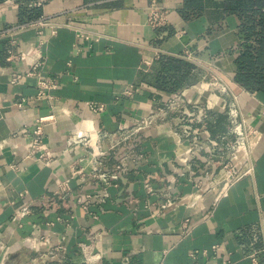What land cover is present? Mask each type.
Returning <instances> with one entry per match:
<instances>
[{
	"label": "crops",
	"instance_id": "0c3cea01",
	"mask_svg": "<svg viewBox=\"0 0 264 264\" xmlns=\"http://www.w3.org/2000/svg\"><path fill=\"white\" fill-rule=\"evenodd\" d=\"M187 1L45 0L42 13L52 26L16 36L14 50L22 60L8 62L10 39L0 42V233L11 248L8 264H253L252 255L264 264V93L247 91L234 80L240 17L225 10V0ZM152 4L167 11L166 26H149ZM18 23L20 6L1 3L0 31ZM68 23L91 38L81 42L84 50L77 56H72L77 32L64 26ZM42 41L41 53L27 54ZM187 51L197 58L196 64L183 58ZM144 58L153 62L148 69H143ZM31 63L41 64L43 76L58 79L53 100L37 98L36 77L11 84L12 74L27 71ZM169 63L176 68L166 70ZM212 76L239 95L244 116L258 132L254 172L222 198L213 190L205 191L199 205L190 210L185 199L206 186L208 176L223 174L210 157L209 145L226 131L229 98L209 87L205 78ZM131 85L140 90L117 100ZM172 88L184 91L191 109L207 111L204 123L191 127L172 118L164 128L148 130L136 142L143 159L109 189L104 205L92 202L86 211L77 203V196L100 190L91 180L82 184L72 179V196L65 201L55 198V176L70 177L69 167L81 154L79 149L66 152L70 134L92 125L109 132L120 124L131 126L133 120L153 113L156 102ZM22 99L27 102L21 108ZM90 102L107 108L95 115ZM51 115L55 121L45 128V144L55 156L53 163L23 162L31 139L21 130L32 131L39 118ZM169 127L182 138L181 144ZM193 128L199 135L191 136ZM192 142L203 146L193 156ZM184 158L193 169L181 176ZM14 163L19 172L10 168ZM148 185L154 194H149ZM25 191L28 196L20 200ZM31 200L39 204L23 226L12 224L14 210ZM169 200L185 201L169 207ZM189 216L196 226L182 238L173 225ZM44 239L48 242L43 244ZM60 245L64 250L57 251ZM214 246L222 249L215 251ZM95 255L102 259L92 262Z\"/></svg>",
	"mask_w": 264,
	"mask_h": 264
},
{
	"label": "built area",
	"instance_id": "2783aa9c",
	"mask_svg": "<svg viewBox=\"0 0 264 264\" xmlns=\"http://www.w3.org/2000/svg\"><path fill=\"white\" fill-rule=\"evenodd\" d=\"M5 3H12L19 5L15 0H7ZM45 0H34L28 4L29 8H42ZM20 6V5H19ZM169 23L168 13L164 8L152 4L148 12V24L153 29H158L166 26ZM52 26V23L47 17L42 15L39 19L27 22L18 23L10 28L0 31V42L5 39H10V48L8 49L7 61L10 63L22 60L23 56L16 53L14 48L17 45L16 36L20 33L31 29H44ZM65 27L76 30L78 43L74 45L72 56L80 54L84 47L81 46L82 41H90V36L81 28L76 27L74 23H68ZM40 34H43L40 31ZM45 42H41L37 46H31L26 52L27 54L41 53V47ZM29 52V53H28ZM28 56V55H26ZM160 57L157 56L156 60ZM184 59L196 64L197 58L189 51L183 56ZM71 61L69 66H71ZM153 62L147 58L143 60V69H148L152 66ZM40 63H31L29 68L24 72H14L11 76V84L18 85L22 82L24 77H36L38 94L37 98L40 100H53L51 92L60 87L58 79L51 76H43L40 72ZM210 88L217 90L221 95L229 98L226 106V131L217 134L213 138V144L209 145V154L212 160H216L222 168L223 174L217 177L212 174L206 186H199L196 192L186 198V206L190 210L196 208L205 191H215L217 198H222L228 194L230 189L239 182L242 178L252 175L254 167L252 165V154L258 145V132L249 123V120L244 116L243 110L239 103V95L236 94L230 86L225 84L219 77L212 76L205 78ZM139 86L131 85L126 91L117 97V100L126 96H132L135 92L139 91ZM162 100L156 102L153 113L148 116L140 117L133 120L131 126L120 124L115 132L97 129L95 126H89L91 129L84 127L78 131L73 132L68 137V148L66 152L80 150L81 154L77 158V162L70 168V177L55 176L56 178V191L55 198L65 201L72 196L73 190L71 187V180L78 179L82 184L88 180L93 181L100 187V190L93 194H82L77 196V203L81 205L86 211L92 202L102 206L110 198L109 189L116 186L118 182L130 172L133 164H138L144 157L142 153L136 150V142L141 136H144L148 130L164 128L172 118H178L184 125L191 127L204 123L207 111L202 112L191 109L190 103L184 91L170 92L164 96ZM27 99H22L18 103V107H23ZM89 109L95 115H100L105 112L107 106L103 103L90 102ZM55 121V116L39 118L32 131L22 129L26 135L30 137V143L23 154V162L28 160H36L46 165H51L54 161V154L51 153L45 144V128L48 124ZM207 129V126L205 127ZM169 131L174 138H177L176 143H182V138L178 135L173 128L169 127ZM209 131V129H207ZM174 131V132H173ZM192 135H199V129L193 128ZM192 150L190 154L193 156L203 150L202 144L199 142H192ZM184 172L180 174L185 176V170H192V163L184 158ZM10 168L19 172L20 168L17 164H12ZM149 194H154L152 186H147ZM28 196V192H22L19 195L20 200H24ZM185 200L168 201V206H178L184 203ZM38 201L31 200L22 206L16 208L11 218V223L18 227H22L24 220L29 217L34 208L37 207ZM213 215V210L208 212V216ZM98 217L95 216V219ZM60 221H64L60 219ZM68 222V221H66ZM48 225H53L49 223ZM195 223L191 217H186L179 223L173 225L179 232L182 238L189 237L194 228ZM65 239V238H63ZM41 242L47 243L48 240L44 239ZM57 251L64 250V246L60 245L56 248ZM215 251L221 250V246H214ZM11 248L3 241L0 233V264H8L11 259ZM194 256V254L192 255ZM253 264H259L255 255L251 256ZM102 257L95 255L92 262L100 261Z\"/></svg>",
	"mask_w": 264,
	"mask_h": 264
},
{
	"label": "trees",
	"instance_id": "16d2710c",
	"mask_svg": "<svg viewBox=\"0 0 264 264\" xmlns=\"http://www.w3.org/2000/svg\"><path fill=\"white\" fill-rule=\"evenodd\" d=\"M5 1L7 0H0V4ZM15 1L20 5V23L37 20L43 15L42 8L28 7V4L34 0ZM224 7L227 12L237 14L241 20V44L236 59L237 71L234 80L247 91L264 93V0H225ZM173 64L169 63L166 70L175 69L176 66ZM182 64L180 62L179 65ZM172 82L174 85L177 84L175 80ZM177 86H181L179 81ZM175 91L179 90L173 88L168 90V92Z\"/></svg>",
	"mask_w": 264,
	"mask_h": 264
},
{
	"label": "bare ground",
	"instance_id": "6f19581e",
	"mask_svg": "<svg viewBox=\"0 0 264 264\" xmlns=\"http://www.w3.org/2000/svg\"><path fill=\"white\" fill-rule=\"evenodd\" d=\"M85 129H88L86 126L84 127Z\"/></svg>",
	"mask_w": 264,
	"mask_h": 264
}]
</instances>
